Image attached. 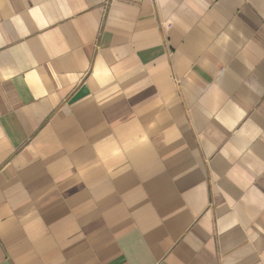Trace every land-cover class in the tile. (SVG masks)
I'll return each instance as SVG.
<instances>
[{"label": "crops", "instance_id": "crops-1", "mask_svg": "<svg viewBox=\"0 0 264 264\" xmlns=\"http://www.w3.org/2000/svg\"><path fill=\"white\" fill-rule=\"evenodd\" d=\"M0 264H264V0H0Z\"/></svg>", "mask_w": 264, "mask_h": 264}]
</instances>
